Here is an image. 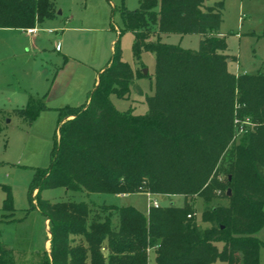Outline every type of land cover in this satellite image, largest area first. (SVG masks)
Listing matches in <instances>:
<instances>
[{
	"label": "trees",
	"instance_id": "obj_1",
	"mask_svg": "<svg viewBox=\"0 0 264 264\" xmlns=\"http://www.w3.org/2000/svg\"><path fill=\"white\" fill-rule=\"evenodd\" d=\"M54 5V0H0V28L34 27L54 16ZM222 7L221 1L205 6L204 0H140L134 10L121 9L125 29L134 34V58L143 50L154 53L148 111L119 112L110 102V92L124 97L131 86L141 92L134 82L141 72L122 61L114 43L88 101L59 108L50 163L36 168L29 183L30 199L48 220L50 245L42 264H147L149 248L156 264H210L216 259L259 264L264 247L256 236L264 224V72L228 70L230 56L218 31ZM168 33L202 37L196 49H186L159 40ZM44 107L41 100L29 98L18 112L31 121ZM234 111L255 123L232 148L235 175L249 171L251 179L240 184L228 178V204L204 206L201 215L209 225L201 228L187 197L207 203L219 186L206 179L233 134ZM4 187L2 209L11 214ZM53 187L115 195L176 194L185 196V204L151 206L144 216L130 205L41 197L42 189Z\"/></svg>",
	"mask_w": 264,
	"mask_h": 264
},
{
	"label": "rangeland",
	"instance_id": "obj_2",
	"mask_svg": "<svg viewBox=\"0 0 264 264\" xmlns=\"http://www.w3.org/2000/svg\"><path fill=\"white\" fill-rule=\"evenodd\" d=\"M139 1L54 0V16L36 24L37 36L42 41L41 52L24 37L25 32L0 28V264H42L47 228L45 217L28 195L29 183L36 168L47 167L50 163L59 108L86 102L97 74L112 55L114 43L120 50L122 61L133 72H141L134 80L141 92L131 86L124 97L110 92L108 98L119 112L147 113L146 96L153 93L154 86V53L143 50L138 60L134 58V34L125 29L120 14L122 8H137ZM218 1L223 5L218 31L225 38V52L230 56L228 70L249 74L264 72V0H204V5L211 6ZM201 37L198 33H168L162 34L159 40L196 49ZM56 39L61 44L59 52L54 49ZM29 96L45 104L31 121L18 112L25 107ZM233 123V134L206 179V183L212 179L218 181L219 186L211 190L212 196L207 203L195 195L187 197L192 217L201 228L209 225L201 215L204 206L228 204L232 194L228 178H236L240 184L251 179L249 171L235 175L232 148L255 123L247 117L236 116ZM4 186H7L11 198V214L2 209ZM41 197L50 202L74 199L89 204L130 205L144 216L149 209L145 192L120 196L53 187L42 189ZM153 197L161 205L185 204L183 195L159 193ZM256 236L264 241V224ZM215 244L221 249V242ZM146 252L147 264H156L153 249ZM210 264H221V261L216 259ZM259 264H264V247L260 249Z\"/></svg>",
	"mask_w": 264,
	"mask_h": 264
},
{
	"label": "crops",
	"instance_id": "obj_3",
	"mask_svg": "<svg viewBox=\"0 0 264 264\" xmlns=\"http://www.w3.org/2000/svg\"><path fill=\"white\" fill-rule=\"evenodd\" d=\"M60 14V13H59ZM44 22V21H43ZM43 22H41V23H43ZM40 24V23H39ZM31 28H35V31L34 32H32V33H27L26 31H25V29H17V28H14V29H17V30H20V31H22V32H25V38H29L30 39V41H32V46L33 47H36L40 52L42 51L41 49L42 48H40V46H41V44H42V41L38 38V36H37V34H38V29H37V27H36V24L34 25V27H31ZM1 30V29H0ZM48 32L50 33L51 32V30H48ZM55 43H54V49L57 51V52H59L60 50H61V44H60V41L59 40H55L54 41ZM112 50H113V45H112ZM109 59H110V57L108 58V60H107V62L109 61ZM106 62V63H107ZM102 70V69H101ZM100 70V71H101ZM97 76H98V74H97ZM97 76H96V78H95V80H94V84H93V89H94V87H95V85H96V82H97ZM88 96H89V93H88V95H87V99H86V102L88 101ZM29 98H31V96H29ZM33 98V97H32ZM85 102V103H86ZM56 128H57V126H56ZM55 132H57L56 130H55ZM118 195H120V196H123V194H118ZM125 195V194H124ZM45 227L47 228V238H46V241H45V251L46 252H48L49 251V245H50V242H49V238H50V236H49V232H48V220L47 219H45Z\"/></svg>",
	"mask_w": 264,
	"mask_h": 264
},
{
	"label": "built area",
	"instance_id": "obj_4",
	"mask_svg": "<svg viewBox=\"0 0 264 264\" xmlns=\"http://www.w3.org/2000/svg\"><path fill=\"white\" fill-rule=\"evenodd\" d=\"M25 31L27 33H32L35 31V28H26ZM147 195V203H148V208L153 206V207H158L160 204L158 203V201L153 197L154 193H150V192H146ZM189 216V215H188Z\"/></svg>",
	"mask_w": 264,
	"mask_h": 264
},
{
	"label": "water",
	"instance_id": "obj_5",
	"mask_svg": "<svg viewBox=\"0 0 264 264\" xmlns=\"http://www.w3.org/2000/svg\"><path fill=\"white\" fill-rule=\"evenodd\" d=\"M57 13H60V11H58ZM227 194L228 195L230 194V190L229 189L227 190Z\"/></svg>",
	"mask_w": 264,
	"mask_h": 264
}]
</instances>
